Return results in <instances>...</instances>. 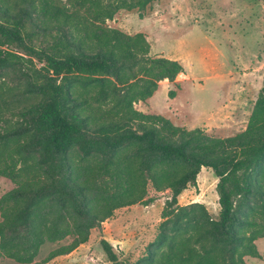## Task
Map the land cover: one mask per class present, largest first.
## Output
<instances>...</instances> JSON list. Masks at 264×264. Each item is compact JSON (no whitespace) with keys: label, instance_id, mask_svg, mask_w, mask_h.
<instances>
[{"label":"trees","instance_id":"obj_1","mask_svg":"<svg viewBox=\"0 0 264 264\" xmlns=\"http://www.w3.org/2000/svg\"><path fill=\"white\" fill-rule=\"evenodd\" d=\"M57 1L0 0V71L18 83L9 94L0 84V176L13 184L0 197V261L46 263L116 209L169 192L155 238L130 264H249L264 236V83L234 135L176 126L134 104L182 65L152 56L143 33L105 25L153 0ZM202 167L217 178L216 218L200 202L178 203ZM64 239L34 261L45 241ZM99 244L110 264H128Z\"/></svg>","mask_w":264,"mask_h":264},{"label":"rangeland","instance_id":"obj_2","mask_svg":"<svg viewBox=\"0 0 264 264\" xmlns=\"http://www.w3.org/2000/svg\"><path fill=\"white\" fill-rule=\"evenodd\" d=\"M65 1L57 3L63 5ZM105 25L128 34L143 33L152 56L175 59L183 67L174 80L159 81L150 97L134 104L136 109L162 115L188 130L201 129L213 137L231 136L246 127L264 83L262 0H153L143 9L117 10ZM15 74L14 70L0 71V84L6 93L8 86L18 84ZM16 93L10 99L18 102L21 98ZM216 183L212 170L202 167L195 183L178 196V203L200 202L216 218ZM12 186L0 176V197ZM156 196L149 204L116 209L91 229L86 243L40 264H110L100 238L121 251L125 263H133L155 238L161 210L170 193L159 192ZM69 240L45 241L34 261L40 262L51 249ZM256 245L259 256H245V260L264 264V236L256 240ZM0 263L21 264L7 257Z\"/></svg>","mask_w":264,"mask_h":264}]
</instances>
